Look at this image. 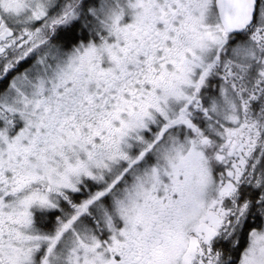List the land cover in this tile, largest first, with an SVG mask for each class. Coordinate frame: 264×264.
I'll return each instance as SVG.
<instances>
[{"label": "snow or ice", "instance_id": "1", "mask_svg": "<svg viewBox=\"0 0 264 264\" xmlns=\"http://www.w3.org/2000/svg\"><path fill=\"white\" fill-rule=\"evenodd\" d=\"M0 264H264V0H0Z\"/></svg>", "mask_w": 264, "mask_h": 264}]
</instances>
